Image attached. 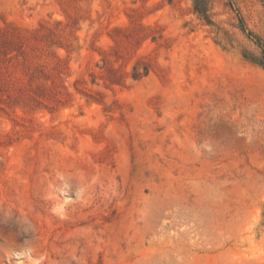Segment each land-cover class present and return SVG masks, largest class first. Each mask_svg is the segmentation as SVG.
Here are the masks:
<instances>
[{"label":"rangeland","instance_id":"rangeland-1","mask_svg":"<svg viewBox=\"0 0 264 264\" xmlns=\"http://www.w3.org/2000/svg\"><path fill=\"white\" fill-rule=\"evenodd\" d=\"M197 1L0 0V264H264V0Z\"/></svg>","mask_w":264,"mask_h":264},{"label":"trees","instance_id":"trees-1","mask_svg":"<svg viewBox=\"0 0 264 264\" xmlns=\"http://www.w3.org/2000/svg\"><path fill=\"white\" fill-rule=\"evenodd\" d=\"M195 10L205 22H209V16L207 15V9L205 7L204 0H198L197 1ZM249 35L251 36V34H249ZM257 43L260 45L262 52L260 54V57L255 61L264 70V46L259 42V40H257Z\"/></svg>","mask_w":264,"mask_h":264},{"label":"bare ground","instance_id":"bare-ground-1","mask_svg":"<svg viewBox=\"0 0 264 264\" xmlns=\"http://www.w3.org/2000/svg\"><path fill=\"white\" fill-rule=\"evenodd\" d=\"M184 157V156H183ZM194 163V162H193ZM206 166V165H205ZM203 170H206V169H203ZM196 172V171H195ZM199 173V172H198Z\"/></svg>","mask_w":264,"mask_h":264}]
</instances>
